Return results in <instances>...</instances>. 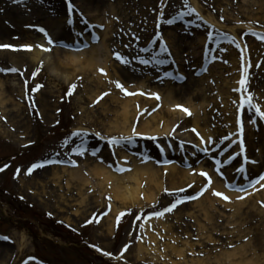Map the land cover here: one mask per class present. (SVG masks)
Masks as SVG:
<instances>
[{
    "label": "rangeland",
    "instance_id": "rangeland-1",
    "mask_svg": "<svg viewBox=\"0 0 264 264\" xmlns=\"http://www.w3.org/2000/svg\"><path fill=\"white\" fill-rule=\"evenodd\" d=\"M197 1L200 12L194 8L191 0H71V6L69 0H0V51L26 54L29 53L24 50L26 47L50 49L43 50L46 55L55 49L76 53L87 51L90 48L88 46L74 48L70 44L75 41L74 35L79 41L86 40L89 43L94 33H97L99 37L91 46L98 45L104 28L95 27L92 18L83 12L84 7L96 8V16L102 21L108 18L114 24L106 40L112 59L117 61L115 63L121 67V62L115 58L116 53L126 54L128 61H131L132 56L137 59V55L149 61L147 65L136 61L137 69L121 72L123 80L127 82H119L124 89L131 88L136 79H143L146 86L149 84L148 87L158 89L161 93L166 88L175 89L177 106L184 109L187 107L184 101L191 100L199 108L201 124L206 123L214 133L209 146L197 147L196 151L191 152V148L182 146L177 140H180L183 132H187L193 141L191 145L196 146L199 133L193 131L195 129L191 124L194 114L177 110L182 116L179 119L183 128L173 127L172 131L179 132L175 136L147 135L125 141L116 139V146L122 145V151L127 156L121 162L129 166L134 159L142 160L144 157L145 161H152L163 168L169 166L171 161L166 160L171 158L172 153L180 154L181 158L198 156L199 160L202 159V172L209 169V177L218 178L225 186L228 183L250 186L256 179H250L248 174L264 164V118L256 116L255 110L247 106L242 109L241 105L243 99L251 94L252 103L264 111V39H260L264 37V14L259 10L261 7L264 11V0H250L252 3L247 8L249 12L252 10L248 16H257L250 19H245L239 12L240 0ZM186 2L195 11L180 15L188 12ZM114 9L124 11L117 15L113 13L116 11L112 12ZM210 18L219 26L209 23L207 20ZM169 20L173 22L169 24ZM231 29L235 32L232 33ZM169 33L174 36V46L169 42ZM165 44L167 52L158 54ZM133 47L135 49H131ZM244 52L247 63L242 65ZM234 58L237 60L236 65L231 64ZM156 61L163 62L158 64ZM20 62L16 67L5 59L0 61V74L11 79L6 82L14 87L11 94L22 107L17 129L7 122V114L2 115L0 109V169H3L0 171V256H10L6 264H107L102 263V260L114 264H157L149 257L138 260L136 253L139 245L149 246L150 241L144 234L145 226L149 223L147 226L151 228L152 219L157 220L165 215L173 225L176 244L185 240L192 244V249L184 253L188 260L207 259L211 264H219L220 259V264H228V259L224 263L223 254L235 253L244 247V251L237 253L247 260H257L256 256H260V262L264 264V252L259 251V245L255 249L245 248L248 243L253 244L261 232L264 236V219L262 221L254 210L248 211V214L247 211L246 214H236L216 202V210H209L210 222L198 217L199 223L206 227L204 231H198L197 222L184 216L181 226L176 223L180 210L176 209L182 204L193 202V199L183 198L165 189L158 196L157 204L146 205L145 210L139 206L123 210L117 216L112 236H107L100 222L110 212L109 205L113 198L107 192L103 194L99 187H93L94 184L87 191H92L89 196L102 197L103 204L97 210L93 209L94 204L91 202L93 205H90L88 212L81 210V214L76 216L68 206L58 205V210L44 197L42 202L39 201L38 196H43L40 190L27 189L21 183L29 182V170L32 171L36 164H42L44 168L70 167L109 152L116 175L129 173V167L121 169L117 155L119 150L116 152V147L113 148V140L103 138L105 134L102 126L92 119H86L81 110L82 106L87 107L84 105L87 96L83 89L84 84L88 83L87 77L93 80L100 77L104 82L99 66H92L79 74L74 82L66 83L56 78L42 59L36 65ZM245 69L247 82L243 90L239 91L234 80L244 76ZM138 70H144L145 75L138 74ZM108 88L112 89L108 90L109 93L120 94L121 90L116 86ZM109 95H105L106 101L111 104L107 99ZM206 95L211 100L206 99L208 103L200 105ZM99 97L97 101H100ZM142 99L145 100L143 107L152 114L150 98L143 95ZM146 101L149 104H145ZM161 101L155 100V106L162 107ZM134 106L139 108V104ZM12 119L17 121L13 116ZM79 126L84 128L79 129ZM77 132L80 135H74ZM220 144L223 146L212 148ZM208 147L212 149L208 150ZM259 149L263 154L258 155ZM217 161L220 163L217 164ZM178 166L189 171L195 168L192 162ZM240 168H245L246 172L241 173ZM258 175L260 173L255 174ZM199 177L203 180L200 184L203 190L206 178ZM197 183L194 182V185ZM142 187L144 191L146 187ZM227 191L235 193L233 189ZM259 195L261 190L252 199L255 200ZM252 199L250 203H254ZM177 200L182 202L171 212L165 211ZM259 207L264 216L263 200ZM160 212H164V215L158 216ZM179 213L183 214L184 211ZM66 219L70 220L69 224L64 222ZM156 230L162 232L159 228ZM22 236L25 237V246L22 252H18L16 243L20 242ZM166 243L161 238L160 245ZM160 245L157 246L158 251L166 255L163 261H159L160 264L181 261L169 249L160 248ZM239 259L241 256L232 262Z\"/></svg>",
    "mask_w": 264,
    "mask_h": 264
},
{
    "label": "bare ground",
    "instance_id": "bare-ground-1",
    "mask_svg": "<svg viewBox=\"0 0 264 264\" xmlns=\"http://www.w3.org/2000/svg\"><path fill=\"white\" fill-rule=\"evenodd\" d=\"M191 2L194 8L200 12L201 8L198 1L191 0ZM240 3L241 6L239 7V12L242 16L246 17L245 19L257 17L254 15L248 16L251 14L250 12L252 9L249 12L247 7H250L248 4L252 3V1L240 0ZM72 6L74 7L75 5L72 4ZM259 10L264 14V11L261 7H259ZM96 11L97 9H92V7H84L83 11L86 16L92 18V22L95 24V27L103 26L104 28V31L101 34V40L98 45L90 46L87 51L76 53L55 49L51 54L48 55L43 54V48L32 49L26 54H6L0 51V61L5 59L6 62H9L17 67L20 62H18V60H21V62L25 61L26 63L29 62L31 65H36L42 59L46 64V67L52 71V74H54L56 78H60L66 83L74 82V80L78 78L79 74H83L85 71H88V69L92 68V66H99L100 70L103 69V73L101 71L100 72L102 73L104 82L101 81L100 77H97L96 80L87 77L88 83L84 84L83 86L87 96V102L84 105L87 107L84 108V106H82L81 110L84 113L86 119H92L94 122L102 126L105 134V136L102 135L103 138H106L109 141L120 138L121 141H125L131 137L138 139V136L147 135L153 137H162L166 135L175 136L179 132L176 131L175 133L174 130L172 131V129L173 127H176V129L180 130L183 128V125L180 124L179 118L182 117L180 115L181 112L186 113L182 110L183 107L180 108L177 106L178 101L174 95L175 89L166 88L163 90L162 94L158 89L148 87L149 84L146 86V81L143 79H136L133 81L134 83L132 82L131 88L125 89L129 93H135L134 95H125L122 91H120L119 95L113 92L109 93L108 90L111 88L109 89L108 87L116 86L115 82L123 81L127 84V82L123 80L121 72H129L133 71L135 68L137 69L136 61H139L140 64L142 58L140 55H137V59H133L135 56H132L129 63H120L121 67L118 66V63H115L117 61L112 59L110 47L108 46L106 40V37L109 36L110 29H113L112 26L114 24L112 23V20H109L108 18H105L102 21L101 18L95 15ZM123 11L124 10L120 9L112 10V12L117 15L119 13H123ZM120 17L123 18V14H121ZM126 17L128 18L130 16L126 15ZM207 21L211 24L217 25V23H215L212 18H210V20L208 19ZM231 32L234 33L235 31L231 29ZM167 36L170 40V44L174 46V36L170 33ZM74 40L75 41L70 44L73 47L88 44V41L86 40L79 42L78 38H76V35H74ZM201 41L202 39L199 40L200 43ZM131 49L135 48L133 47ZM241 49L243 50L244 48L241 46ZM226 51H229V49ZM121 56L125 57L126 59V54H121ZM236 61L237 60L235 58L232 59L231 64L236 65ZM245 63H247V59L244 52L242 65ZM143 71L144 70H138L137 73L145 75ZM7 77L8 76L4 77L2 74H0V109L2 111V115L7 114V122H10L12 126H15L17 129L20 125L18 119H20V111L22 107L21 104L17 102V98H14L11 94V92L14 91V87L11 86L10 83L6 82L7 80H11ZM244 78L245 75L241 76L239 80H234V85L239 88V91L243 90L240 82L244 80ZM116 79L117 81H115ZM104 93L110 94L107 96V99L109 102H111V104L107 103ZM143 95H147V97L150 98V102L152 103H150V106H152V114H149V109L144 108L142 105L145 101L142 99ZM98 97L100 98V101H97ZM156 97H159V100H162V107L158 108V106H155V100H157ZM206 99L211 100L210 98H207L206 95V98L203 99V103L200 105L207 104L208 101ZM136 104H139V108L134 106ZM145 104H149V102L146 101ZM184 104L187 105V107L184 109H187L188 113L190 112L194 114L191 124L193 125L195 131L199 133V136L196 138V146H192L191 142L193 141L190 140V135H188L187 132H183V134L180 136V140H177V143L182 144L184 147L191 148V152H194L198 148L209 146L214 133L211 132L210 127L206 125V123H203V125L201 124V120L198 116L199 108L193 105L191 100H185ZM177 110L180 113L176 112ZM12 116L13 118L17 119V121L14 122ZM205 118L206 112L204 111V119ZM82 128L84 127L79 126V129ZM112 145L113 148L116 147V152L119 150L117 153L120 159V162L118 161L120 164L119 166L122 168L129 167V173H125L121 176L116 175L114 172L115 169H113L112 156H110L109 152H103L97 157H90V159H86L88 162H79L74 168L65 166H48L46 168L42 167L38 169L34 168L30 173L31 176H29V182L26 181V183H23L24 181H21V183L24 184L27 189H39L40 194L43 195L38 196L37 194V196L40 197L39 201L42 202L41 199L44 197V200H49L52 204H54L56 209H58V205H63L65 207L68 206L72 208L74 215L76 216L81 214V210L82 212H88V210L91 209L90 205L94 204L92 207L95 210L102 206V197H97L96 195L89 196L88 194H92V191H87V188L89 186H93V184V187H99L103 194L107 192L113 198L112 203L109 205L110 212L106 214V216L100 222V227L104 229V232L107 234V236H112L117 216L120 215L123 210H128L132 207L134 208L135 206H139L141 209L145 210L146 205H154L158 203V196L165 189L170 192H174L177 195H181V197H189L196 194L202 188L200 187V184L203 183V180L200 179L199 175L200 172H202L203 163L202 159L199 160L198 156L194 158H181L180 154L176 155L172 153L171 158H168L166 161L176 160L177 162L164 168H159L152 161H145L144 157L142 160L134 159L133 162L127 166L121 162L127 158L125 152L122 151L124 147L120 144L118 147L116 146L117 144H115V146L114 144ZM215 146L217 145L212 146V148ZM212 148L208 147V150H211ZM176 149L177 148H175V150ZM260 154L263 153L259 149L258 155ZM108 156H110V158ZM191 162L192 164H195V168L190 171L178 166V164H188ZM259 167L261 168H258L256 171L251 173V178L253 177L252 180L258 178L255 176V174L257 175L260 173L262 174L261 176H264V164H261ZM205 173L210 174L209 169H206ZM210 178L211 186H208V184L205 185L207 183V179L204 181L203 185L207 186V191L201 198L196 199L195 201L186 205L182 204L176 209L177 211L180 209L177 212L178 217L176 218V223H178L179 226H181L182 217L184 216L189 220L197 222L196 226L198 231H204L206 229L205 225L199 223L200 220L197 219L198 217H203L204 220L210 222L209 210L212 208L216 210L214 207L216 202L219 205H224L225 208H229L231 211H233V213L236 214L245 213L246 211L248 214V211L251 212L254 210L255 214H257L258 217H260V219L263 221V212L259 206L261 200L264 201V181H261L255 188L248 192L237 194L228 192L226 190V186L218 178ZM197 181L198 183L194 185V182ZM143 185L144 188L146 187L144 191H142ZM187 190L190 192L193 191L192 195L188 194L190 192L185 193ZM259 190H261L262 196L259 195V197L255 200L252 199L254 195L258 194ZM214 191L226 195L229 197V200L226 201L213 195ZM141 193H143L142 198ZM251 199L254 203H250ZM180 211H184V213L181 214L179 213ZM59 213H61V211H59ZM166 217L167 215L158 218L157 220L152 219L150 221L153 224L151 228L147 226L149 223L145 226L144 234L146 235L147 240L150 242L148 247L139 245L136 253L138 260H144L145 257H149L152 261H154V263L160 264L159 261H163L166 258V255H163V252L160 253L157 247L160 245L161 238H163L167 243L160 245V248H163L164 250L169 249L173 255L178 258V260H181L180 262L168 261V263L165 262V264H211L207 259L202 261L197 259L188 260L184 256L186 250L190 251L192 249V244L186 240L180 241L179 244H176V238L174 236V232L172 231L173 225L167 221ZM64 222L69 224L70 220L66 219ZM157 228H159L162 232L158 233L159 230H156ZM184 231L187 232L186 230ZM261 233L259 236L261 239L259 237H255V243H248V246H245V248L255 249V247L259 245L261 247L259 251L264 252V236L262 235L263 233ZM209 239L210 238H208V240ZM24 243L25 237L22 236L20 242L18 241L16 243L18 252L23 251L25 246ZM239 251H244V247L240 250H236L235 253H224V263H226V260L228 259V264H263L260 262V256H256L257 260H247L244 259L245 257H243L242 254L237 253ZM238 256H241V259L233 263L232 260ZM7 260H10V256L8 254L3 257L0 256V264H6ZM218 262L220 264V259H218Z\"/></svg>",
    "mask_w": 264,
    "mask_h": 264
},
{
    "label": "snow or ice",
    "instance_id": "snow-or-ice-1",
    "mask_svg": "<svg viewBox=\"0 0 264 264\" xmlns=\"http://www.w3.org/2000/svg\"><path fill=\"white\" fill-rule=\"evenodd\" d=\"M69 4H70V6H71V0H69ZM185 6L186 7H188V12L187 13H181L180 15H187V14H190V13H192V12H194L195 10L194 9H192L191 7H189L188 5H187V2L185 3ZM169 24H171L173 21H171V20H169V21H167ZM40 31H44L43 29H40ZM45 35H47V33H45ZM260 39H264V37H260ZM52 41H51V39H49V43H51ZM15 50V49H14ZM25 51H31L32 49L30 48V47H26L25 49H24ZM44 51H49L50 49H43ZM167 45L165 44L164 46H163V48H161L160 49V53H158V54H162V53H164V52H167ZM115 58L117 59V60H119L121 63H125V64H127V63H129V61L128 60H126L124 57H122L119 53H116V56H115ZM158 64L159 63H162L163 61H156ZM140 63H142V64H145V65H147V64H149V61L148 60H141L140 61ZM13 71H15V69H13ZM102 73H103V69H101L100 70ZM246 82H247V69H245V79L244 80H242L240 83H241V85H242V88H243V86L246 84ZM116 87L117 88H119L121 91H124V93H125V95H134L135 93H129V92H127L125 89H124V87H123V85L122 84H120L119 82H116ZM37 90H39V89H37ZM71 94V93H70ZM105 95H107V93L105 94ZM157 99H159V97H156ZM244 106H247V108L248 109H254L255 110V115L256 116H258V117H260V118H264V111H261V109L258 107V106H256V105H254L253 103H252V97H251V94H249L248 96H247V98H244L243 99V103H242V105H241V108L243 109V107ZM183 111H185V112H188V110L187 109H182ZM191 113L189 112V115H190ZM241 128L243 129V121H241ZM193 131H195V130H193ZM242 134V133H241ZM74 135H80V133H74ZM111 143H113V144H115V143H117V141H115V140H113V141H111ZM233 159H235V157H233ZM217 164H219L220 162L219 161H217L216 162ZM229 163H231V161H229ZM34 168H39V167H43V165L42 164H36V165H34L33 166ZM0 171H3V169H0ZM217 171L219 172V168H217ZM239 171L241 172V173H245L246 172V169L245 168H240L239 169ZM29 172H31V169L29 170ZM200 175L201 176H203V177H205L206 179H207V182H208V186H211V178L208 176V174L207 173H205V172H201L200 173ZM261 181H264V176H260L259 177V179L258 180H256L255 181V183L253 184V187L255 186V184H259ZM229 187H231V185H229ZM235 191H241L242 189H239V188H236V189H234ZM243 190H247V189H243ZM203 191H207V187H205L203 190H202V192L200 193L201 195L203 194ZM213 195H215V196H217V197H220V198H222V199H224V200H229V197H227L226 195H223L222 193H220V192H213ZM193 199H195V197H192ZM182 201H180V200H177L176 201V203H174V204H172L169 208H167L165 211H167V212H171L176 206H177V204H179V203H181ZM158 216H163L164 215V212H160V213H158L157 214ZM127 249H125V251H126ZM97 251H99V249H97ZM104 255H109L108 253H104Z\"/></svg>",
    "mask_w": 264,
    "mask_h": 264
}]
</instances>
